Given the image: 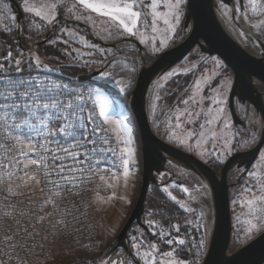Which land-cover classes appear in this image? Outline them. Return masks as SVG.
<instances>
[{"label": "rangeland", "instance_id": "374dc122", "mask_svg": "<svg viewBox=\"0 0 264 264\" xmlns=\"http://www.w3.org/2000/svg\"><path fill=\"white\" fill-rule=\"evenodd\" d=\"M31 1L32 0H29L30 3H33V1ZM218 4L220 17H223L224 13L225 17H228L230 15L228 8L224 6L223 3ZM186 5L187 0H184L182 5L183 15L180 24L177 25L176 33L169 36L166 45L157 42L156 47L160 50L154 51L152 50L153 45L151 42L143 43L146 48V57L148 60L151 61V58L154 57L155 54L171 48L179 42L185 34H187L188 31H185L182 25L185 19ZM5 12H10L15 16L8 6L5 8ZM222 19L223 18H221V20ZM222 21H224V19ZM10 23L13 25L16 24L17 26V20L8 23L7 18L0 22V25L5 28V25L8 26ZM224 24L231 35L252 54L258 55V52H263L261 44L246 41L243 36H240L241 32L239 30L237 33L235 29L227 26L229 23ZM47 25L49 24L45 22V26L42 29H47L48 31L49 28ZM61 27L78 30L81 35L86 37L90 44H93L96 47L94 49L87 48L78 41H70L69 45L63 44L62 40H57V37H62L63 39L70 38L60 32ZM61 27L52 40H57L55 46L61 51L62 59L59 55H54L52 56L54 60L61 59L63 61H77L81 63H85L84 61L87 60L88 63L85 64H93L96 66L93 70L103 68L100 77H103L104 72H111L110 69L113 66H116V80L123 79L124 85L121 86L120 84H117L115 82L116 80L111 81L112 84H115L116 88L121 92L126 91L130 86L132 90L134 89L138 72L142 64V57H140L139 54L134 52L132 59L133 65L129 63V60L127 59L128 57H123V63L117 65L112 64V61L109 64L108 61L104 63L100 60L103 57H106L109 53H114L115 50L107 49L96 44L85 33L73 26L63 25ZM94 30L96 32L99 29L96 28ZM102 33L103 32H101V34ZM125 36L131 35H117L115 30H113L112 36L107 37L105 35L104 37L108 39L107 41L111 39H114L115 41L116 39H122ZM132 37L140 40L136 36ZM127 46H132L133 49L137 47V45L130 43L123 45V47ZM65 49L72 52L73 56H75L74 49H80L82 52H91L92 55L73 60L65 55ZM100 49H104V52H101ZM8 51H12V53L17 56L22 52L21 48L16 50L12 48L3 51L0 50V52ZM98 55L102 56L99 57ZM122 55L123 54L115 55V57L117 59L118 56L121 57ZM213 61L219 62L218 65H214ZM1 62L7 64V61ZM44 63L46 62L44 61L43 64ZM98 65L101 66L98 67ZM192 65H196V67L193 68ZM25 66L26 64H24V67ZM59 66L60 65L56 63L48 65L47 67L41 66L40 69L53 70L62 74L63 72L60 71ZM185 67L191 69V71H179V69ZM25 70L29 73V75L26 74L25 78H30V75L32 76V74L37 72L36 70L38 69L26 68ZM213 70L216 73L215 75L213 74ZM168 73L175 74L167 76ZM36 76L41 77V75ZM187 76L189 77V80H187ZM203 76H209L210 79L204 85L202 95L213 96V89H219L222 91V96L217 97V99L223 101L222 104L211 105L210 101L205 100L203 107L205 109L209 106L213 108H224L227 121L230 125V131L232 133L230 150H225V145L220 135L217 137H211L210 135L206 136L200 147L196 146V137L189 139L187 143L181 142L185 139L188 129L198 130L199 124L204 123L203 113H201V116L197 118V122L195 123H187L186 115L181 117L180 128H176L177 121L175 118L176 108L179 107L182 109L185 107L181 103L182 94H184L183 98H186L188 93H186L185 90L190 89V86L194 84L195 80L203 78ZM157 82L162 84L163 87L157 89ZM233 82V72L218 55L207 56L197 47L193 51V54L188 56L182 63L176 65L170 71L160 75L153 81L148 93V112L154 131L169 143L188 152H192L203 161L214 163L216 169L220 170L222 164H224L232 154L237 151L250 149L259 140L261 135L262 123L259 119V114L252 105L247 107V105L243 106L237 103V114L246 122V126H242L241 124H239L238 127L234 126L228 106V97ZM61 85H66L69 89H74L76 91L80 90L84 92L85 96H88L93 89L97 90L99 99L96 100L95 95L92 97L93 100H96V111L99 112L102 109H107L109 115L113 119L127 120L128 126L132 129L131 143L128 147L134 150L129 162V176L127 178L123 176V170L122 167H120V160H118V167L116 169L110 172L102 171L94 176V179L96 180L95 185H89L88 188L83 189L80 192H64L62 198L57 199L56 203L58 208L55 210L51 205H42V201L45 200L47 192L41 191L39 186L35 183L30 184L29 187H21L19 189L13 188V191L18 193L15 196L0 190V264H21V262L22 264H69L79 260L84 261L79 264H101L102 261H104L105 264H109L107 261L108 258H105L104 253H108V250L115 246L117 236L127 221L137 200L142 181L143 161L139 129L135 117L131 112L130 102L127 105L125 100L120 98V96L114 91L108 90L105 87L92 82H80V86L77 87L68 86L65 83ZM221 85H226V88L222 89ZM157 93H159L161 97L159 100L155 99ZM153 105H155V109L153 108ZM196 110L198 111L199 109ZM211 127L219 133L223 124L219 123L217 125H212ZM120 135L127 138V135L124 132H121ZM117 157L119 158V156ZM243 170L244 167H235L230 173V180L235 181L241 175ZM250 172H258L259 178L264 181V146L245 175H243L240 181L230 189L233 228H235L237 246L239 247L263 231L254 230L252 233L246 235V230L250 227L248 222L250 220L254 223L256 222L253 219V215L248 211L247 204L242 202L244 195H247L246 193L242 194L245 186L254 187L255 185L256 178L250 177L248 175ZM174 174L178 176L175 181L170 178ZM168 175L170 176V179L168 178ZM101 177H103V179H101ZM156 178V185L162 187L170 197L175 196V201H177L180 206V201L184 202L185 206L181 207L188 212L187 222L192 224L201 222L205 229V244L207 246L208 233L214 217L212 193L207 183L194 172L169 161L166 163L165 169L156 175ZM178 180H182L183 184L177 185L176 181L178 182ZM2 188L3 185H0V189ZM185 188L189 191L185 192ZM196 188H200L203 195H201L196 201H192L189 198V193L193 192ZM233 188L235 189L234 192H232ZM256 194H259L258 191ZM249 198L251 197L249 196ZM234 201H236V203H234ZM188 207L195 209V211L189 212L187 210ZM201 211L204 213L202 218L200 217ZM154 212V209H149L146 212L147 222L144 224L148 226L147 230L144 227L135 225V223L130 228L128 244L132 252L134 253L132 247L134 241L132 240V237H138L141 239H138L135 242L142 243L143 250H147L150 244L155 243L161 253L175 249L172 259L189 261L190 264H201L204 256L198 261L183 259L177 253L175 244L169 246L165 242L167 238L175 239L179 236L183 239V236L175 230L171 233V225L175 223H172L171 225H162L160 221L153 216ZM49 213L54 214L49 215ZM40 217H43V219H38ZM150 221L153 223H149ZM24 229H27V233ZM161 231L164 232L163 236L160 235ZM169 233H171V236L168 235ZM6 235L15 237V244L20 245L18 250L9 246L8 241L5 240ZM239 247H234L232 244L233 249ZM137 258L142 264H144L142 258Z\"/></svg>", "mask_w": 264, "mask_h": 264}, {"label": "snow or ice", "instance_id": "6c2138e0", "mask_svg": "<svg viewBox=\"0 0 264 264\" xmlns=\"http://www.w3.org/2000/svg\"><path fill=\"white\" fill-rule=\"evenodd\" d=\"M183 3L184 0H41L37 6L35 2L24 0V9L52 25L54 22L60 23L57 19L59 11L67 5L65 15L77 21L90 23L99 29L95 32L97 36L103 32L110 37L115 30L117 35L136 36L141 43L151 42L152 50L159 51L160 49L156 47L157 42L166 45L169 36L176 33L183 15ZM5 8L7 5L0 0V22L5 18L9 22L15 21L16 17L10 12L6 13ZM249 8L253 15L264 13V0H248V8L242 13L246 19ZM30 26L41 28L40 23ZM16 27L19 28V25ZM5 30L10 32L12 28L5 25ZM60 32L70 38L57 37V40H62L65 45H69L70 41H78L87 48L96 47L78 30L61 27ZM57 40H51L49 43L55 44ZM100 51L104 52V49ZM74 52L75 56L65 49V55L73 60L92 55L91 52H82L80 49H74ZM19 57H13L12 51H8L0 58L8 62L7 67L4 62H0V185H3L0 190L15 196L18 193L14 192L13 188L29 187L32 183L43 184L47 194L42 205H51L55 210L58 208L57 199L62 198L64 192H71L78 187L86 174L95 175L99 171L110 172L116 169L117 156L123 176L127 178L130 171L129 162L134 152L128 147L131 143L132 129L128 126L127 120L113 119L107 109L97 112L96 100L99 99V95L95 89L85 96L47 78L31 75L30 78H25L22 65L26 64L29 69L47 65L43 64L38 55L26 56L20 52ZM84 62L88 63L87 60ZM218 63L213 61L214 65ZM192 67L195 68L196 65ZM179 71L189 72L191 69L185 67ZM173 74L175 73H168L167 76ZM213 74H216L214 70ZM103 76L111 77L112 73L104 72ZM209 79V76L196 79L190 89L185 90L188 93L187 97L183 98L182 94L181 103L185 107L182 109L177 107L175 110L176 128L181 127V117L186 115L187 123H195L203 113L204 123L199 124L198 130L188 129L185 139L181 142L187 143L189 139L196 137V146L200 147L206 136L220 135L227 151L230 150L232 133L224 108L203 107L205 100L210 101L211 105L223 103L221 99H217L222 96L219 89L212 90L213 96L202 95L204 85ZM115 82L124 85L123 79ZM162 87L163 85L157 82V89ZM221 88H226V85H221ZM93 95L96 96V100L92 99ZM155 99H161L159 93ZM153 108L155 109V105ZM219 123H222L223 127L218 133L211 126ZM121 132H124L127 138L120 135ZM248 175L256 178L255 185L245 186L242 194L247 195H244L242 202L247 204L248 211L256 222L252 220L248 222L250 227L246 230V235L254 230H264V181L259 178L258 172H250ZM45 188L40 190L44 191ZM184 191L189 190L185 188ZM257 191L259 194H256ZM201 195L203 193L200 188H196L189 193V198L196 201ZM172 198L176 199L175 196ZM180 203L181 206H185L183 201ZM187 210L195 211L191 207ZM52 214L54 213H49ZM203 216L204 213L201 211L200 217ZM38 219L42 220L43 217ZM171 227L177 233L180 231L179 224ZM24 231L27 233V229ZM160 235L163 236L164 232L161 231ZM168 235L171 236V233ZM138 239L141 238L132 237L134 256L142 258L144 264H190L189 261L172 259L175 249L161 253L155 243L150 244L147 250H143V244L135 242ZM5 240L10 247L17 250L20 248V245L15 244L14 236L6 235ZM165 242L169 246L174 243L185 244V240L179 236L175 239L167 238ZM204 243L205 240L201 238L195 250H188L195 257ZM101 264L105 262L102 261ZM112 264H125V261H112ZM127 264H134L132 257L127 258Z\"/></svg>", "mask_w": 264, "mask_h": 264}, {"label": "water", "instance_id": "95a60500", "mask_svg": "<svg viewBox=\"0 0 264 264\" xmlns=\"http://www.w3.org/2000/svg\"><path fill=\"white\" fill-rule=\"evenodd\" d=\"M5 1L9 3L16 16L21 40L20 32L24 11L17 0ZM224 1L230 2V0ZM71 22L80 23L73 20ZM184 26L189 27L187 35L171 48L159 53L150 63H146L143 58L138 72L131 95L130 109L140 134L143 161L142 181L135 205L117 236L115 246L109 253L113 252L116 247H123L129 257L133 258L134 264H142L129 247V230L134 223L148 229L142 221L147 195L151 184H157L156 175L165 169L169 161L200 176L212 193L214 217L201 264H264V230L239 248H232L233 221L230 190L245 175L264 146V44L262 43V55L256 56L237 41L220 18L217 0H187ZM54 27L55 22L49 27L43 39L32 42L31 48L47 41ZM125 39L102 43L114 46ZM132 40L140 45L138 40ZM197 46L208 55H218L233 71L234 82L229 102L235 124L245 123L236 113V97L239 100L249 101L261 115L260 139L250 149L232 154L222 165L220 171H216L192 152L161 138L151 125L147 109L148 93L153 81L182 61ZM24 48L32 52L28 47ZM101 71L102 69H99L80 74L77 79L79 82H92ZM235 167H244V170L235 181H232L230 173Z\"/></svg>", "mask_w": 264, "mask_h": 264}, {"label": "trees", "instance_id": "16d2710c", "mask_svg": "<svg viewBox=\"0 0 264 264\" xmlns=\"http://www.w3.org/2000/svg\"><path fill=\"white\" fill-rule=\"evenodd\" d=\"M7 22L9 23L8 19H7ZM30 25H33V23L30 21V19L27 16L24 17V19L22 21V25H21V32H20L21 40L19 38L18 29L16 27V24L15 25H13L11 23L8 24V27L12 28V31H10V32L6 31L5 28L1 27V25H0V50L3 51V50H8L10 48L16 50L18 48H24L26 46H29L33 40L43 39V37L45 36V34L47 32V29H42V28L37 29L34 26H30ZM71 26L80 30V28L77 25L76 26L71 25ZM60 27H61V25L59 26L58 24H55V27L49 36L50 38H48L47 41L36 45V50H35L34 54L38 55L43 62L45 61L46 63H44V64H46L47 66L58 63L60 65L59 66L60 71L63 72L62 73L63 76H65L69 79L76 80V77L78 75L83 74V73L92 72L93 68H95L96 66H94L93 64H85V63H81V62H77V61L74 62V61H63V60H61L62 59L61 51L57 48V46H55V44H57V43H55V44L49 43V41H51L53 39V37L56 35V33L58 32ZM95 43L104 47V48H107V49L109 48V49L115 50V52H118V51L125 52V50H126L125 47H123V45L126 44V42H122L121 46H119L118 48H115L112 46L110 47L109 45H106L103 43H101V44H99L97 42H95ZM58 44H60V43H58ZM54 55H59L61 59L54 60L52 57ZM100 56H102V55H100ZM109 56H110V53L108 55H106V57H103L100 61L105 63L106 61H108ZM123 57H126V56H124V55H122L121 57L118 56L117 59H116V57H114L112 59V62L111 61L110 62L114 65H117L119 63H123L122 62ZM127 59L129 60V63L133 65V61L129 58H127ZM99 66H101V65H98V67ZM106 68H108V67H106ZM116 68H117L116 66H113L110 69L111 73H112L111 77H104V76L100 77L99 76L100 77L99 80L93 81L92 83L99 84L108 90L114 91L115 93H117L120 96V98L124 99L126 104L128 105L130 100H131V95H132L133 90L131 89V86H130V88L126 89V91L121 92L120 90H118L116 88L115 84H112L111 81L116 80V78H117ZM32 69H40V67L39 68L34 67ZM234 191H235V189L233 188L232 192H234ZM149 209L155 210V212L153 213V216L156 219H158L162 225H171L172 223L180 225L179 233L183 236V239L185 240V244L184 245H179L178 243H174V244L176 245L175 246L176 251L181 258L187 259V260H197L198 261L204 256V253L206 250L205 249V247H206L205 243L206 242L204 243L201 250H199L198 254L195 257L193 256L192 252L188 250V249L195 250L197 248L198 241L201 238L206 240V234H205L204 226H202L201 222L196 223V224L186 223L187 217H188V212L184 208H182L178 204L177 201H175L172 197H170L164 191V189L162 187H160L159 185L151 184V186H150V189H149V192L147 195V199H146V203H145V212L142 216L143 223L147 222L146 212ZM135 225H139V224L135 223ZM139 226H141V225H139ZM170 231L172 233V231H174V229L171 227ZM151 234H152V232H151ZM232 244L234 247H239V246H237L235 228H233ZM105 254L106 253H104V255ZM82 262H84V261L79 260L77 262H71L69 264H79Z\"/></svg>", "mask_w": 264, "mask_h": 264}, {"label": "flooded vegetation", "instance_id": "af4514ba", "mask_svg": "<svg viewBox=\"0 0 264 264\" xmlns=\"http://www.w3.org/2000/svg\"><path fill=\"white\" fill-rule=\"evenodd\" d=\"M19 5L21 6V8L24 10V17H28L30 19V21L34 24V23H40L41 24V28H43L45 26V22H43L39 17H36L34 15V13H28L25 11L24 9V0H17ZM33 2L37 3V6L39 5V3L41 2V0H32ZM31 1V2H32ZM3 3L6 4L10 9V5L8 2H6L5 0H3ZM217 3H223L224 6H226L228 8V12H229V16L225 17V13L223 14V17L221 16L220 18H223L224 23H229V25L227 24V26L235 29L238 33V30L241 32V37L243 36V38L248 41V42H251V43H256V44H261L262 43L264 44V23H262V21H264V13L260 14V15H253L250 11V8L248 10V18L246 19L244 15H242V13L245 11L246 8H248V0H230V2H226L224 0H217ZM66 7L67 5L65 6V8L63 9H60L59 11V15L57 17V19L60 21V23L58 24L59 26L61 25H77L79 28H80V31H82L83 33H85L91 40H93L94 42H97L99 44H101L102 42H106V43H111V42H115L117 40H120V39H116L114 41V39L112 40H109L107 41L108 39H106L104 36H103V33L100 34L99 36H97L95 34V30L96 28H94L90 23H85L84 21H77L75 20L74 18H71L69 16H66L65 15V12H66ZM218 7H219V4H218ZM24 19V18H23ZM222 19V20H223ZM77 21V22H80L78 24H75V23H72L71 21ZM82 23V24H81ZM223 23V24H224ZM56 24V23H55ZM258 25V26H253V25ZM183 27L185 29V31H189V27L188 28H185L184 26V21H183ZM48 28L51 26V25H47ZM225 26V24H224ZM188 33V32H187ZM187 34H185L186 36ZM184 36V37H185ZM239 36V37H240ZM183 37V38H184ZM124 38H126L125 40L121 41V42H118L116 43V45L112 46V47H115V48H118L119 46H121V43L122 42H126V43H130V44H135L137 45V47L135 49L132 48V46H127L125 47V52L123 51H118V52H114V53H110V56L108 58V63H110V61H112L113 59V56L115 57V55H120V54H123V55H127L126 57H128L129 59H133V56H134V52L139 54L140 57H142V63H143V58H145L146 60V63H150L153 59H155L157 57V54L154 55V57L151 58V61L147 59L146 57V48L145 46L143 45V43H141L140 40H138L137 38L135 37H132V36H125ZM182 38V39H183ZM132 39H136L138 41H140V45L135 42L134 40ZM181 39V40H182ZM180 40V41H181ZM179 41V42H180ZM178 43V42H177ZM176 43V44H177ZM111 47V45H109ZM198 47V46H197ZM196 47V48H197ZM195 48V49H196ZM199 48V47H198ZM194 49V50H195ZM32 50L35 52L36 50V45L32 48ZM136 50V51H135ZM193 50V51H194ZM201 50V49H200ZM193 51L188 55H192L193 54ZM145 52V53H144ZM263 52H258V55L256 56H261ZM203 54H206L207 56H213V55H208L207 53H204ZM188 56H186L182 61H180L179 63H177L176 65L182 63ZM175 65V66H176ZM174 66V67H175ZM227 66V65H226ZM141 67V66H140ZM228 67V66H227ZM173 68V67H172ZM171 68V69H172ZM229 68V67H228ZM103 69V68H102ZM170 69V70H171ZM96 70V69H95ZM93 70V71H95ZM99 70V68L97 69ZM168 70V71H170ZM167 71V72H168ZM232 71V70H231ZM233 72V71H232ZM102 73V71L95 77V81H98L99 80V76L100 74ZM234 75V74H233ZM188 77V76H187ZM187 80H189V77L187 78ZM232 89V88H231ZM230 93H231V90H230ZM230 94H229V97H228V106H229V109H230ZM263 101H264V97H263ZM237 103H239L240 105H247V107H249V105H252L249 101H243V100H239L238 97H236L235 99V110H236V105ZM254 107V106H253ZM147 109H148V99H147ZM254 109L256 110V108L254 107ZM256 112L259 114V119L261 120V115L260 113L256 110ZM230 113H231V109H230ZM236 113H237V110H236ZM149 114V112H148ZM238 115V114H237ZM231 116H232V113H231ZM239 117V116H238ZM240 118V117H239ZM150 119V118H149ZM232 119H233V116H232ZM241 119V118H240ZM242 120V119H241ZM243 121V120H242ZM245 122V121H244ZM262 123V121H261ZM233 124L235 127H238L239 124H235L234 122V119H233ZM242 126H246V122L242 125ZM262 128V126H261ZM261 132H262V129H261ZM261 137V135H260ZM162 138V137H161ZM260 139V138H259ZM165 140V139H164ZM207 164H209L212 168L216 169L214 163L210 162V161H205ZM223 165V164H222ZM217 170V169H216ZM221 170V169H220ZM220 170H217V171H220ZM170 175V174H169ZM168 175V178L171 176ZM177 177L175 174L172 175V180H177ZM169 178V179H170ZM180 182H177V185H182L183 184V181L182 180H178Z\"/></svg>", "mask_w": 264, "mask_h": 264}, {"label": "built area", "instance_id": "2783aa9c", "mask_svg": "<svg viewBox=\"0 0 264 264\" xmlns=\"http://www.w3.org/2000/svg\"><path fill=\"white\" fill-rule=\"evenodd\" d=\"M32 48L30 47V50H31ZM21 51L23 52V53H25V55L26 56H28V55H31L30 54V52H28L26 49H24V48H21ZM7 54V52H0V58H2L4 55H6ZM13 57H15V58H20L19 57V55L17 56V55H14L13 54ZM1 61H3L2 59H0V62ZM5 63V62H4ZM5 66L7 67L8 66V62H7V64L5 63ZM22 67H23V70H24V76H26V74L27 75H29V73L25 70L26 68L27 69H29L28 67H27V65L24 67V65H22ZM37 72H35V73H33L32 74V76H36V75H41V78L43 77V78H47V80H50V81H53V82H55V83H59V84H67L68 86H74V87H77V86H80V83L79 82H77V81H75V80H73V79H69V78H67V77H63L62 75H60V74H58V73H56L55 71H52V70H46V69H38V70H36ZM77 92H80V93H82V94H84V92H82V91H77ZM85 95V94H84ZM118 160H119V158L117 157V163H118ZM111 162V161H110ZM101 167H103V166H101ZM114 169H112L111 171H113ZM99 172H102V171H99ZM99 172H97V173H99ZM97 173L95 174V175H90V174H86L85 176H84V178H83V182L82 183H80L79 184V186L78 187H76V188H74V189H72L71 190V192H80L81 190H83V189H86V188H88V186L89 185H95L96 184V180L94 179V176H96L97 175ZM39 186V189H41V188H45V186L43 185V184H41V185H38ZM44 191H46L47 192V189L45 188V190ZM123 249L124 250V248L123 247H117L115 250H114V252L113 253H111L107 258H108V263L109 264H112V260H110L109 258L115 253V251H117V249ZM124 252H125V250H124ZM119 259H115V261H118ZM121 260H124V259H122L121 258ZM125 264H127V262H125Z\"/></svg>", "mask_w": 264, "mask_h": 264}, {"label": "bare ground", "instance_id": "6f19581e", "mask_svg": "<svg viewBox=\"0 0 264 264\" xmlns=\"http://www.w3.org/2000/svg\"><path fill=\"white\" fill-rule=\"evenodd\" d=\"M128 257H129L128 253L124 252L123 249L119 248V249H117V251H115V253L109 259L112 261H115V259L121 260V258H122V259H124L125 262H127Z\"/></svg>", "mask_w": 264, "mask_h": 264}]
</instances>
